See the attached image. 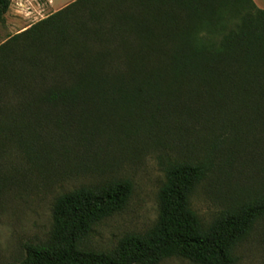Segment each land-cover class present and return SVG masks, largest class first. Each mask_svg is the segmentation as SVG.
Segmentation results:
<instances>
[{
  "label": "trees",
  "instance_id": "1",
  "mask_svg": "<svg viewBox=\"0 0 264 264\" xmlns=\"http://www.w3.org/2000/svg\"><path fill=\"white\" fill-rule=\"evenodd\" d=\"M11 2L0 0V22ZM110 122L145 133L194 124L211 139L203 158L167 161L146 232L91 249L93 228L125 208L132 183L79 187L54 200L47 239L17 264H237L264 226V194L207 225L191 196L219 146L264 156V10L252 0H75L0 45V147L48 125Z\"/></svg>",
  "mask_w": 264,
  "mask_h": 264
},
{
  "label": "rangeland",
  "instance_id": "2",
  "mask_svg": "<svg viewBox=\"0 0 264 264\" xmlns=\"http://www.w3.org/2000/svg\"><path fill=\"white\" fill-rule=\"evenodd\" d=\"M72 2L51 0L47 9L45 0H13L0 22V45ZM115 127L111 122L86 129L48 125L37 129L34 140L0 147V264L19 263L27 245L45 241L54 200L79 187L121 179L132 183L125 208L93 228L91 249L111 251L123 236L146 232L157 218V193L167 161L203 158L211 139L194 124L152 133L136 127L119 132ZM218 149L211 173L191 196V207L204 225L264 194V156L230 150L227 144ZM236 254L237 264H264V226L255 229ZM159 264L192 263L169 258Z\"/></svg>",
  "mask_w": 264,
  "mask_h": 264
},
{
  "label": "crops",
  "instance_id": "3",
  "mask_svg": "<svg viewBox=\"0 0 264 264\" xmlns=\"http://www.w3.org/2000/svg\"><path fill=\"white\" fill-rule=\"evenodd\" d=\"M13 1V0H12ZM46 1V5H47V9H50L49 8V5H50V3H51V0H45ZM72 1H74V0H71V2ZM253 1V3L255 4V6L257 7V8H259V9H261V10H264V0H252ZM49 4V5H48ZM66 6V4L65 5H63V6H61V7H59V8H57V9H55V10H53V13H55L56 11H58V10H60V9H62V8H64ZM10 8H11V5H10ZM10 8H9V10H10ZM8 10V11H9ZM8 13V12H7ZM25 28H23L22 30H24Z\"/></svg>",
  "mask_w": 264,
  "mask_h": 264
}]
</instances>
